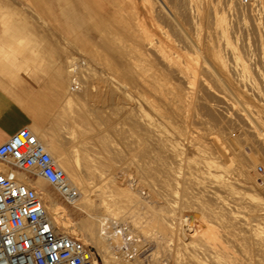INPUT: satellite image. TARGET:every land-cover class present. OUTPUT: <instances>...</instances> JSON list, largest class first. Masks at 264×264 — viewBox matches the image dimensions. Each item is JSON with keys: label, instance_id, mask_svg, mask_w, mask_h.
Wrapping results in <instances>:
<instances>
[{"label": "rangeland", "instance_id": "374dc122", "mask_svg": "<svg viewBox=\"0 0 264 264\" xmlns=\"http://www.w3.org/2000/svg\"><path fill=\"white\" fill-rule=\"evenodd\" d=\"M178 1H179L180 5H179ZM209 1H211L210 3L212 5V7L215 8V11L213 12L212 8H208V11H206V21L201 20L199 23H196V26L194 27V29H193V27L190 28L189 23L186 22V18H184V26H185V28H187V30L184 28L186 32L183 31V33H182V31L181 32L178 30L176 31L174 26L170 23L167 12L164 11L165 9L163 7V4H164L168 8L171 7V8H169L170 10L174 9L177 11H180V10L182 11V9H183L182 3H184V5L186 3V1H182V0H169V1L168 0H0V30L1 31H8V30L12 31L13 29L14 30L16 29V30H19L20 33L22 34V36H20L19 38L16 39L17 40V43H16L17 48H10L9 53L8 52L4 53V57H2V60H3V62L7 63L9 60V55L15 56V57H11V62L17 63L20 60L21 61L26 60L31 55H34V54L39 55L38 54V47H39V49L43 52L42 59L45 60L46 63L50 67H52L60 76H62L66 80L68 85L70 84V86H71L73 83L79 85V86H77V89H75L73 91L69 90V92L65 95L61 104L45 110L43 118L41 119V122L39 123V125L41 127H44L43 129H46L49 132L50 128H47V127L52 126L54 128V129H52V131L53 132L56 131V133L58 135H65L66 134L68 137V139H65V142H67V144H68L66 146L67 147L66 149L71 153L73 151L74 152L77 151V154H79L80 156L85 154L84 152L82 154V151L80 149L81 148L85 149L86 147L83 148L84 146H80L77 143H78V141L79 142H82V141L87 142L88 141L89 146L88 145H86V146H87V149L90 150L89 154L93 153L92 155L95 154L94 155L95 157H102L101 152H103L105 154V152L103 150L104 147L102 146L103 143L100 140L99 141L97 140L94 143L92 141L84 139L87 134H90V132L86 131L87 125L85 124V121L82 118L84 117L85 120L87 119L88 121L93 122V124H94V126H96V128L93 129L94 131H91L92 134L98 133L99 136L103 135V137H101V138H104V139L107 138L106 139V143L108 142L107 151H108V153H110L111 156H113V157L115 156L114 157L115 158L114 166H116L115 168H117L115 170L116 176L119 177L121 175L122 176L124 175V177H127V178L129 177L128 179L132 180L133 182L135 181L136 188L138 191H140L139 194L141 195V197L146 198L148 196V190H147L146 186H144V184L145 183L150 184V185L152 184L151 186L153 188L157 189L160 193V195H158L159 197H157L158 202L164 198L163 199L164 202L168 201L166 203H169V202H170V204L172 203L171 205H174L173 207L175 208V211L178 213L177 214V216H179L178 218L185 220V218L187 219L191 216L194 217L195 224L193 226V230H195L196 233H198V234L202 231V226H201L202 222H201V216H200L199 212H200V210H202L207 214L208 219L212 222L211 224H212L213 228L221 233V235L220 234L219 235H220V239L222 240V244L225 243V244H223V246H225V248L227 249L226 250L227 254L228 253L230 254V255L228 254L229 256L227 255V256H223L221 258L219 257L220 259L217 258L218 261L221 262V264H234V263L235 264H243V263L244 264H257V263L260 264L261 262H262L261 264H264V255H262V254H264V250H261V253H260V250H256V248H252L250 246L249 247L245 246L243 241H241L242 237L244 235L243 231L240 232L239 228H237V227H234V228L230 227L228 229L227 228L223 229L224 226L222 228L219 227L220 224L222 226V223H224V222L227 223L229 221V219H230L229 217L231 215L238 214L240 217L244 218V216H247L250 212L256 211V210L258 211L259 207L261 208L260 205L264 204V191H262V189H264V160H262V159H264V155H262V154H264V151H262L264 149H262V148H264V147H262V145L257 142V140H256L257 138H255V135L251 136L250 133L247 131L249 128L248 124L246 123V125H245V122H242V119L237 114L232 112L233 111L232 109L225 107V105L223 104L224 100L229 102V104H233V101L230 99L228 92L224 90V88H223L224 86L221 85L220 82L215 80L214 77L211 75V73H207V72L206 73H204V72L199 73L198 79L201 80V82H204V84H206L210 90L209 91L204 90L205 92L200 90L201 92L199 91V95L196 94L195 98L196 97L197 98L196 99L194 98L195 105L197 106V104H200L201 102L202 103H201V105H198L199 107L198 106L196 107L194 105L196 110H195V113H193V114H196V115H195V117L193 115L192 116L193 119L192 118L191 119L193 121L194 118H197L198 115H200L202 118L200 116H198L200 118L195 119L193 121L194 122L193 126H192L193 123H192L191 119H190L191 122L188 120V122L185 125L186 130L181 135L178 134L177 130H176V126H178L179 124L171 125V126H168V125H158L157 126L155 133L156 134L158 133L157 135H160L163 139H165L163 142L165 145H166V142L169 143V144H167V147H169V146L174 147L173 149L175 150V156L177 157V158L176 157L172 158L173 161H172V159L166 158V159H168L166 165L169 164L167 167L170 168L171 173L173 174L174 171L175 172L178 171L177 173L179 174V176L177 173H176V175L174 174L175 177L171 181L167 182L168 183L167 184L164 181V178H163L164 175L160 174L161 172L156 173V176H155V174H152L150 176L144 175V177H142L143 174H138V172H137V161H136L137 159L135 157L134 151H135V146H136V135L140 131H139L135 122L143 119L140 117H146V118L152 117L151 111L148 110L147 108H145L140 102V100H142L141 94L143 92L142 85L139 83H136L132 86H125V85L121 84L120 82H118V80L115 78L116 75L114 73H110L112 71L109 70V69H111L110 68L111 64L113 65L115 61H118V58L114 54V51H112L106 47V44L104 42V38H111L114 35V37L111 38L112 43H114V44L124 43L125 42L124 40H121V41L117 40V37L119 38V36L116 35L115 29L121 23H125V24H132L133 30L134 29L135 30L136 29H140V30L146 29V31L148 30L147 33L149 36H151V39L153 41L154 40L156 41L159 37H160L159 39L166 40L167 39L166 37H168V40L169 41L171 40L170 42H174V43L177 42L176 45H178L179 42L182 40L184 43L183 44L184 45L183 46L184 52H186L192 56H195L194 52H196L197 57H199L200 59H204L205 56L207 55V52H205V48H203V49L201 48L199 51H198V49H193V47L190 44H188L189 42H187V39L184 37H187V38L192 37V39L195 38V40L197 38L198 40L201 41L202 44H204L203 47L210 46V47L214 48L215 51H218L219 53L221 52L220 55L223 57V60L227 63L228 66L232 60L231 56H230V54H231L230 52L237 53L240 56L241 60H243L245 63H248V64L250 63L249 65L246 64V66L248 67L247 68L248 75L250 76V79L251 78H252L251 80L254 79L253 81L255 82L257 79V76L252 77V75H256L257 69H259V67L257 65L259 63H257L258 60L256 61V59L259 58V55H260L259 53L262 52V50H264V41H261V40H264V28H261V27H264V13H262L261 8H260V6H264V4L260 5L258 2L252 3L251 2L252 0H248L249 5L248 4L243 5L241 3V0H232V2H230V0L229 1L228 0H225V1L224 0L223 1L222 0H214L215 3L213 0H209ZM156 2H157V4H156ZM227 2H229L230 4ZM111 3H114V5ZM234 3H237L238 5H236ZM257 3L259 4L258 6H257ZM261 3H264V1H262ZM159 4H161V5H159ZM252 4H254V5L252 6ZM154 5H156L157 8ZM237 6H239V7L241 6V7L239 8ZM153 7L156 8V10H154ZM242 7H244L245 9ZM101 9H104V12H102V13H105L104 14L105 15L104 16V18H105L104 22L102 20H100L101 19L100 15H102V14H99L100 13L99 11H101ZM253 9H256V11L257 10L258 11L257 12L255 10L253 11ZM262 10H264V9H262ZM155 11L157 13H159L160 15L162 12V15L159 17L155 16V13H156ZM210 11H211V13H208ZM215 12H216L217 20H215ZM217 12L219 13V15L217 14ZM66 13L68 15H71L72 13H78L79 17H81V15L83 14L85 16H90V19L86 17L84 20L80 21L81 24H79V23L75 24L74 29L67 30L66 29L67 27L65 26V21L68 18V15ZM207 13L210 15H208ZM256 14H257V16H256ZM156 15H158V14H156ZM208 16H209V18H208ZM211 17H213V18H211ZM221 17L223 18L222 21H224L222 23L226 24L225 30L221 29L219 26L218 18H221ZM99 20H100V24L98 25L99 31H97L95 23H97ZM248 20H249V22H248ZM165 22L168 25H166ZM215 22H217V23H215ZM257 22L259 23V26H258ZM210 24H212V25H210ZM233 24H235V25H233ZM83 25H89V26L92 25L90 34L82 28ZM197 25H198V27H197ZM238 25H239V27H238ZM187 26H189V28ZM227 26H231L229 28L230 30L228 29ZM167 28H169V29H167ZM196 29H197V31H196ZM258 29H261L262 32H260V30H258ZM108 30L110 33H107ZM237 30H238L239 34L236 32ZM185 33H187V34H185ZM256 33H258V34H256ZM111 34H113V35H111ZM235 34L237 36H235ZM181 35H182V37H181ZM241 35H243V36L241 37ZM239 36L241 37V39ZM178 37H179V39H178ZM114 38H116V39H114ZM242 38H243V40H242ZM259 38H261L260 41L258 40ZM177 39L180 41H178ZM175 40H176V42H175ZM113 41H115V42H113ZM261 42H262V44H261ZM48 44H51V46H53L54 48L57 49V52L55 54H54V52L51 51V49H50V51L47 50ZM247 44H249V45H247ZM215 45H216V47H215ZM239 46L240 47L242 46L241 50L239 49ZM31 47H32V49H31ZM225 48H228V49H225ZM259 49H260V52L258 51ZM242 51H244V52H242ZM240 53H242V54H240ZM254 53H255V55H254ZM107 54L109 55V57H113V58H111L112 59L111 62H110L111 59H109ZM245 54H247V55H245ZM241 55L243 58L241 57ZM250 60H251V62H250ZM81 62H83V64H81ZM108 62H110L111 64H109ZM207 64H208V62H207ZM232 65L233 64H231L230 66H232ZM255 65H256V68H255ZM77 66H79V67H77ZM259 66L261 68L260 64H259ZM73 67H74L73 71H69V69L71 70V68H73ZM250 67H252L253 73H252L251 69H249ZM75 68H77V69H75ZM255 69H256V71H255ZM75 70H79V71H75ZM84 71H87V72H84ZM232 71H230L231 73L228 72L227 79H229V82L233 83L235 81V83H237V79H238L237 77L238 76H236V74L239 75V72L233 71V72H235V74H233L235 76H233ZM250 73H252V75ZM104 82H105V85H104ZM103 85L105 87L112 86L114 88H117L118 92L120 94L122 93L123 95L128 97L129 102L128 103L116 102V100H114L113 103L109 102V104H108L106 102L108 100H105V98L104 99L100 98L98 100H94V102H91V100L88 99L86 96V90L87 91H94L98 88L99 89L102 88V90H105L106 88L103 87ZM217 87H219V88L221 87L220 90H218ZM74 91H75V93H74ZM219 91H221V92L219 93ZM205 94H207V95H205ZM208 95L210 97H206ZM67 100H69L70 103H67ZM203 101H204V104H203ZM210 101H211V103H210ZM205 102H206V104H205ZM93 103L97 105V106L95 105L97 110L93 108V111H91L92 109H90V107ZM103 103H105L107 106L104 105ZM200 106H202L201 109H199ZM123 108L124 109L127 108V112H121L120 109H123ZM209 108H211L213 110V114H214L213 117L211 115L212 113L210 111L209 112L207 111ZM215 108L216 109L219 108V109L216 110ZM83 110L85 111V113L83 112ZM134 110L137 113V115L134 112ZM200 110H201V112H200ZM214 110H216L215 111L216 117H214L215 116ZM88 111L89 112L91 111V112L88 113ZM97 111H99L100 117H99V115H97L98 114ZM197 111H199L200 114H198ZM82 112L84 113L83 117H82V115L81 116L79 115V113L83 114ZM233 113L235 116L233 115ZM203 116H204V118H203ZM135 117L137 118V120H135ZM97 119H99V122ZM203 119H204V121H202ZM236 121H239V122H236ZM208 122L211 125H209ZM233 124H235L236 126ZM135 125H136L137 129L135 128ZM219 127L222 129H220ZM194 128H196V129H194ZM208 128H210V129H208ZM195 130H197V131H195ZM202 130H203V133L200 132ZM217 130H218V133H217L218 135L216 134ZM243 130L245 132V135L243 133ZM193 131H195L197 134ZM206 131L210 132V134H211L210 136H216V137L221 135V134L223 135L224 133H226V137H227V135H230L231 137H233L236 140V142L239 144V149H240L238 151L244 152V154H242V152L240 153V154H242L241 157L244 159V161L242 162L243 170H242V168H241V170L240 169L237 170L236 168H228L225 170V171L228 170L227 171L228 173L225 172L224 169H223V171L222 170H216V172L212 170V175L216 176V179L213 176L211 177L210 180H207V181L203 178L206 175L205 173L207 170L203 164V162L205 160H203V158L199 154L196 155V152H197L196 149L197 148L203 150V152L205 151L206 155H204V156L208 159L209 158L210 159L216 158V156L218 155L217 158L218 159L221 158V159L216 160V161L222 162L224 160V159H222L223 157L222 156L220 157L219 154H217L216 156H212V155H215L216 153L214 154V152H213V148L210 145L211 143L208 140V138L210 136H208V134H206L207 133ZM213 131L215 132V134H213L214 133ZM254 131L256 133H258V131H259L260 132V133H258L259 137L264 138V131H260V130L257 131V129H254ZM191 132H193V133H191ZM32 133H33V135L37 134L36 131H32ZM242 133H243V138H242ZM198 134L201 138L206 137L207 140H206V138H205V141L203 139L200 140V137L197 136ZM222 135L220 136L221 137L220 141L223 142L224 146L228 150L230 149V151H228V152L230 153L232 150V152L234 154H236L237 150H234L233 147L231 145H229L228 142L225 144L224 140H226V137L224 135L223 136ZM179 137H180V139H179ZM222 137H224L223 138L224 140L222 139ZM187 139H188V141H187ZM189 140L191 142L192 141L193 142L191 143V142H189ZM90 143H92V144L90 145ZM227 144L231 148L226 146ZM213 145H214V147H216V149L219 150V148H218L219 146L217 144L214 143ZM253 145H254V147H253ZM190 147L192 149H190ZM127 153L129 155H127ZM161 153L162 154H160V155L168 156L167 155L168 151H166L167 154H165L164 151ZM121 154H122V156H121ZM253 154H254V156H253ZM108 155L109 154H107V156ZM258 155L259 156L261 155V157H259ZM257 157H259V159ZM252 160L254 162L255 161L256 162L254 163ZM257 160L258 161L260 160L259 163ZM173 162H176V163H173ZM244 162H246V163H244ZM190 165L193 167V168H191L192 170L191 169L189 170V168L191 167ZM188 166H189V168H188ZM246 166H247V168H246ZM257 167H261L262 171L260 173L256 172ZM135 169H136V171H135ZM126 170H127V172H126ZM119 171L123 174H121ZM196 171H197V173H196ZM240 171L242 172V174H240ZM136 172H137V174H136ZM213 172H215V173H213ZM190 175L192 177L191 179L189 178ZM224 177H225V180H224ZM188 178L190 180H188ZM198 178H200V179H198ZM195 179H196V181H194ZM250 179H251V181H250ZM183 180H185V182ZM173 181H175V182H173ZM41 182L45 186L46 190L48 192H50L54 201L56 203H58V205L60 206V208H61L60 210L62 211V214H65L66 216H68L69 219L73 222H77V221L79 222V221L84 220L86 218V215L84 213H82L79 210H77L73 207H70V206L66 205L64 202H62L59 199L57 193L55 192V190L53 189V187L51 185H49L48 183H46L43 180ZM190 182L192 184H190ZM194 182H195V184H194ZM186 183H187L188 188L185 185ZM197 185H198V188H197ZM194 186H196V187H194ZM205 186H207V187H205ZM182 189H183V191H182ZM218 189H219V191H218ZM185 190H187V191H185ZM190 190H191L192 194H191ZM161 191L163 193H161ZM253 193H254V195H253ZM162 195H163V197H162ZM202 195L205 198H203ZM183 196H184V199H183ZM160 198H162V199H160ZM199 198L201 201L199 200ZM209 198H211V199H209ZM224 198L226 200H224ZM215 199H216V201H215ZM169 200H171V201H169ZM242 200H244V201H242ZM249 200L253 201L254 204L256 203L259 205V202H261V204L257 207L252 206V208H251L250 204H247V202H246ZM163 201H161L160 203H163ZM206 201H208V202H206ZM213 201H215L217 204L215 202L213 204ZM182 202L185 204V206H184V204H182ZM209 202H211V204ZM203 203L206 205V207ZM208 203H209V205H208ZM236 203H238V204H236ZM229 204H230V206H229L230 208L227 207ZM179 205H181V207L183 209ZM213 205H214V207H213ZM234 205H236V206H234ZM191 206H192V208H191ZM219 206L221 207V209L222 208L223 209L219 210V208H220ZM262 207H264V206H262ZM176 208H179V209L177 210ZM236 208H237V210H236ZM246 209H249V210H247V213H245ZM213 210H215V212ZM250 210H252V211H250ZM225 211L227 214L225 213ZM239 211H240V213L242 212L241 213L242 215L239 213ZM145 230L147 233L146 236H148L149 239L147 238L146 245L144 244V246H142L140 248V252L141 253L143 252L142 253L143 256L140 257V260H143L142 261L143 264H146V262H147V264H175V262H178L176 264H183V263L184 264H197L196 260L193 259L192 257L190 258V256L188 255V252H190V251L186 250L184 246H180V245L175 246L179 250L177 251L176 255L174 256L175 262H173V258H172L173 256L171 257L167 251L165 252L163 250V246H165L167 244L166 243L165 244L164 243L163 244H157L156 241L152 240L153 236L151 237V235H153V234L155 236L159 235L157 230L153 229L149 226L147 228H145L144 231ZM59 231L64 232L63 228H61V227H59ZM230 231H231V233H230ZM232 231H233L235 236L233 235ZM226 234H228V235H226ZM69 235L78 238L84 245L91 247L96 254L98 264H103V263H101L102 262L101 258L98 256L95 249L92 246L84 243L81 240L80 234L70 232ZM173 237L174 236H172L170 239L173 240L174 239ZM228 238H229V240H228ZM232 239H233L234 243H233ZM237 239L239 240V242L237 241ZM178 242H174V241L172 242L171 241L170 242L171 246L168 249H170L172 247V245H175ZM236 246H238V247H236ZM196 247H198V246H196ZM155 249L157 250L156 255L151 256V253L154 252ZM170 250H174V249L171 248ZM198 250H200V248L199 249L195 248V251H194L197 258L201 257V258L206 259L207 262L205 261L206 262L205 264H207L208 262H209L208 264H215V262H211V260L209 258H206L207 257L206 255L203 256L201 251H198ZM234 250H237V251H234ZM197 251H198V253H197ZM252 255H254L255 257ZM257 255H258V257H257ZM211 256H213V255H211ZM145 257H147L146 261L144 260ZM247 257L250 259H248ZM222 258H223V260H222ZM244 259H246V260H244ZM190 261H191V263H190ZM193 261H194V263H193ZM213 261H216V264H220L217 260H213ZM157 262H160V263H157Z\"/></svg>", "mask_w": 264, "mask_h": 264}, {"label": "bare ground", "instance_id": "6f19581e", "mask_svg": "<svg viewBox=\"0 0 264 264\" xmlns=\"http://www.w3.org/2000/svg\"><path fill=\"white\" fill-rule=\"evenodd\" d=\"M182 1H186V3L184 5V3L181 2L183 4L182 5L183 9H182V11L180 10L181 12L174 10L173 8H172L173 10H170L169 8H171V7L168 8V7H166V5H164L162 3L163 7L165 9L164 11L167 12L170 23L174 26L176 31L177 30L180 32L182 31V33H183V31H185V29L187 30V28H185V26H184V18H186V22L189 23L190 28L193 27V29H194V27L196 26V23H199L201 20L206 21V11H208V8H212L213 12L215 11V8L212 7V5L210 3L211 1H209V0H182ZM262 1H264V0H252L251 2L252 3L258 2L261 5V4H264V3H261ZM230 2H232V0H230ZM178 3H179V1H178ZM214 3H215V1H214ZM227 3H229V2H227ZM258 3H257V6L259 5ZM111 4L114 5V3H111ZM156 4H157V2H156ZM234 4L238 5L237 3H234ZM159 5H161V4H159ZM179 5H180V3H179ZM253 5L254 4H252V6ZM154 6H156V5H154ZM237 7H239V6H237ZM156 8H157V6H156ZM156 8H154V10H156ZM242 8H244V7H242ZM260 8H261L262 13H264V10H262V9H264V6H260ZM254 10L256 11V9H253V11ZM208 13H211V11ZM156 14H158V15H156ZM217 14L219 15L218 12H217ZM161 15H162V12H161ZM161 15L157 12L155 13V16H157V17H159ZM208 15H210V14H208ZM256 16H257V14H256ZM213 17H211V18H213ZM208 18H209V16H208ZM222 19H223L222 17L218 18L219 26L221 29L225 30L226 24L222 23V22H224V21H222ZM100 20H102L104 22L105 21L104 16H101ZM100 20L95 25L97 28V31H99L98 25L100 24ZM215 20H217L216 12H215ZM248 22H249V20H248ZM215 23H217V22H215ZM166 25H168V24L166 23ZM198 25H197V27H198ZM210 25H212V24H210ZM233 25H235V24H233ZM231 26H227L228 29ZM258 26H259V23H258ZM187 27L189 28V26H187ZM238 27H239V25H238ZM261 28H264V27H261ZM167 29H169V28H167ZM258 30H260V32H262L261 29H258ZM147 31H146V29L145 30H140V29H136V30L134 29L133 30L132 24L121 23L115 29L116 35L119 36V38L116 35L115 36L117 37L118 41L124 40L126 43L125 42L121 43V44L112 43L111 38L114 37L113 34H111V35H113V37H111V38H104V42L106 44V47L109 48L110 50L114 51V54L118 58V61H115L114 64L112 65L110 62L112 61L111 58H113V57H109V55L107 54L109 59H111L110 62H108L109 64H111V66H110L111 69H109V70H111L112 72H110V73H114L116 75L115 78L118 80V82H120L121 84H123L125 86H132L136 83L141 84L143 92L141 94L142 100H140V102L145 108L150 110L151 114H152L151 118L140 117L143 119L135 122L139 131H140L136 135V146H135V151H134L135 157L137 159L136 161H137V172H138V174H143V176L141 175L142 177H144V175L150 176L152 174H155V176H156V173L161 172L160 174L164 175V177L163 176L162 177L164 178V181L166 183L171 181L175 177L174 174L176 175V173L178 171L176 170L177 172H175L173 170L175 173L173 172V174H172L170 171V168L167 167L169 164L166 165L168 159H172V158L176 157L175 156V150L173 149L174 147H171V146L167 147V144H169V143L166 142V145L163 143L165 139H163L160 135H157L158 133L157 134L155 133L156 128L158 125L171 126V125L179 124L178 126H176L177 133L180 135L184 133V131L186 130V127H185L186 123L188 122V120L190 121V119L192 118L193 115H194V117L196 115V114H193V113H195V110H196V108L194 107V105H195L194 98H195L196 94L199 95L200 90H202V91H204V90L209 91L210 90L209 87L206 84H204V82H201V80L198 79L199 73H202V72L211 73V75L214 77V79L217 80L218 82H220L221 85L224 86V87L223 86L222 87L224 88L225 91L228 92L230 99L233 101V104H229V102H227L226 100L223 99L224 97L222 98L224 100L223 104L225 105V107L232 109L233 110L232 112L237 114L242 119V122H245V125H246V123L248 124L249 128L247 131L250 133L251 136L255 135V138H257L256 139L257 142L259 144H261L262 147H264V138H260L259 134H258V133H260L258 130L264 131V50H262V52H260V49L258 50L260 52L259 53L260 55H259V58L256 59V61L258 60L257 63H259L261 65V68H260L259 64H257L259 69H257L256 75H252V73H253L252 67L249 68L252 71V73H250L252 75V77L257 76V79L254 77L256 79V81L254 82L253 81L254 79L251 80L252 78L250 79V76L248 75V70H247L248 67L246 66V64H248V63H245L243 60H241L240 56L237 53L230 52L231 53L230 56H231L232 60L229 64V66L231 64H233V65L229 67L227 65V63L223 60V57L220 55L221 52L219 53L218 51H215L214 48H212L210 46L205 45L206 47H203L204 44H202L201 41L198 40L197 38L195 40V38L192 39V37L191 38L184 37L187 39V42H189L188 44H190L193 47V49H198V51H199L201 48L202 49L205 48V52H207V55L205 56L204 59H200L199 57H197L196 52H194L195 56H192V55L184 52V47H183L184 43L182 40L181 41L178 40L179 37L177 39L178 41H180L178 45H176V43H177L176 40H175L176 43L170 42L171 40L169 41L168 37H166L167 38L166 40L159 39L160 38L159 37L156 41L155 40L153 41L151 39V36L148 35ZM196 31H197V29H196ZM236 32L238 33V30ZM107 33H110L109 30L107 31ZM258 33H256V34H258ZM185 34H187V33H185ZM182 35H181V37H182ZM235 36H237V35L235 34ZM242 36L243 35H241V37ZM241 37H240V39H241ZM114 39H116V38H114ZM242 40H243V38H242ZM258 40L260 41L261 38H259ZM261 41H264V40H261ZM113 42H115V41H113ZM261 44H262V42H261ZM247 45H249V44H247ZM215 47H216V45H215ZM241 47L239 46L240 50H241ZM225 49H228V48H225ZM242 52H244V51H242ZM240 54H242V53H240ZM245 55H247V54H245ZM254 55H255V53H254ZM241 57H242V55H241ZM207 62H208V64H207ZM250 62H251V60H250ZM81 64H83V62H81ZM77 67H79V66H77ZM255 68H256V65H255ZM73 69H74V67L71 68V70L69 69V71H73ZM75 69H77V68H75ZM232 70L239 72V75L236 74V76H238L237 77L238 78L237 83H235L234 80H233L234 81L233 83L229 82V79H227L228 72H230ZM75 71H79V70H75ZM233 71H232V75L235 74V72H233ZM255 71H256V69H255ZM84 72H87V71H84ZM233 76H235V75H233ZM104 85H105V82H104ZM104 85H103V87H105ZM105 88H106L105 90H102V88H100V89L98 88L94 91H87L86 90V96L88 99L91 100V102H94V100H98L100 98H103V99L105 98V100H108V101H106L108 104H109V102L113 103L114 100H116V102H124V103L129 102L128 97L123 95L122 93L120 94L118 92L117 88H114L112 86H108ZM220 88L217 87L218 90H220ZM70 91H73V90H70ZM220 92L221 91H219V93ZM74 93H75V91H74ZM205 95H207V94H205ZM206 97H210V96L208 95ZM204 101H203V104H204ZM67 103H70V101L67 100ZM105 103H103V104L106 105L107 103L106 104ZM201 103L197 104V106L201 105ZM210 103H211V101H210ZM93 104L90 107V109H92L91 111H93V108L96 109V106H97L96 104H94V105ZM205 104H206V102H205ZM201 107L202 106H200L199 109H201ZM218 109H216V110H218ZM120 110H121V112H127V108L126 109L123 108ZM216 110H214V113ZM207 111L208 112L210 111L212 113V114L211 113L210 114L213 117V115H214L213 110L211 108H209ZM83 112L85 113L84 110H83ZM90 112L88 111V113H90ZM97 112H98L97 115H99V111H97ZM134 112H135V110H134ZM197 112H198V114H200L199 111H197ZM200 112H201V110H200ZM84 113L83 114L79 113V115L80 116L82 115V117H83ZM234 113H233V115H234ZM136 115H137V113H136ZM198 116H200V115H198ZM198 116H197V118H194V120L201 117V116L200 117H198ZM99 117H100V115H99ZM136 117H135V120H137ZM214 117H216V113H215ZM203 118H204V116H203ZM82 119H84L85 124L87 125L86 131L90 132V134H87L84 139L92 141L94 143L97 140L98 141L100 140L103 143L102 146L104 147L103 150L105 152V154L103 152H101L102 157H95L94 156L95 154L92 155L93 153L89 154L90 150H88L87 146H86L89 144L88 141L87 142H84V141L79 142L78 141V143H77L80 146H84L83 148L86 147L85 149H82V148L80 149L82 151V154H83V152L85 153L82 156L77 154V151L76 152L73 151L72 153L69 152L66 149L67 148L66 146L68 144H67V142H65V139H68L67 135L66 134L65 135H58L56 133V131H54V132L52 131V129H54L52 126L47 127V128H50L49 132L46 129H38V130H32V131L37 132V134L34 136L44 146L45 150L52 157L55 164L60 169L63 170L67 183L72 188L77 190V192L79 194V198H78L77 202L72 207L79 210L80 212H82L86 215V218L84 220H81L79 222L78 221L73 222L69 219L68 216H66L65 214H62V211L60 210L61 209L60 206L58 205V203H56L54 201L50 192H48L46 190L45 186L41 182L42 181L41 179H37L32 184L30 182V180L25 175L17 174V176H16V180L18 183L35 189L36 192L40 195L45 213H46L49 221L51 222V224L55 228H57L58 232H61V231H59V227H61L64 230V232H62V233L66 234V235H69L70 232L80 234L81 240L84 243L92 246L95 249L96 253L101 258V261H102L101 263H103V264H143V262H142L143 260H140V257L143 256V254H142L143 252L140 255H136L134 257L129 258L128 255L125 254L126 252H119L118 253L117 251H118V249H120L122 247L136 248L138 251H140V248L142 246H144V244L146 245V242H147L148 236H146L147 233H146V230L144 231V229L147 228L148 226L153 228V229H156L158 234H159L158 236H155L154 234L151 235V237L153 236L152 240L156 241L157 244H163V243L167 244V245L163 246V250L165 252L167 251L171 257L173 256L172 257L173 262H175L174 256L176 255L177 251L179 250L175 246H178V245L184 246L186 250L190 251V252L187 251L188 255L190 256V258L192 257L193 259H195L197 264H205L207 261H206V259L201 258L199 256H198L199 258L196 257V254L194 253L195 248L196 249L200 248V250H198V251H201L203 256L206 255L207 256L206 258H209L211 260V262H215V264H216V261H213V260L218 261V259H220L221 257L227 256L229 254V253L227 254V251H226L227 249L225 248V246H223V244H225V243L222 244V240L220 239L221 233L213 228V226L211 224L212 222L208 219V216L204 211L200 210V212H199V214L201 216V222H202V225H201L202 231L198 234V233H196L195 230H193V226L195 224L194 217L191 216L187 219L185 218V220L178 218L179 217V216H177L178 213L175 211V208L173 207L174 205H171L172 203L171 204H170V202L166 203L168 201L164 202L163 201L164 198L163 199L160 198V199H162L161 201H163V203H160L161 201L158 202L157 197H159L158 195H160V193L157 189H155L151 186L152 184L151 185L146 184V183L144 184V186H146V188L148 190V196L146 198H144V197H141V195L139 194L140 191L137 190L135 181L133 182L132 180L128 179L129 177L128 178L124 177V175L123 176L121 175L119 177L116 176L115 170L117 168H115L116 166H114V164H115V158L114 157L115 156L114 157L111 156L110 153H108V151H107V145H108V142L106 143L107 138L106 139L101 138V137H103V135L100 134L101 136H99L98 133L92 134L91 131H94L93 129L96 128V126H94L93 122L88 121L87 119L85 120L84 117ZM99 119H97L98 122H99ZM192 119H191V121H192ZM193 121H192V123H193L192 126L194 125ZM202 121H204V119ZM239 121H236V122H239ZM136 125H135V128L137 129ZM209 125H211V124L209 123ZM233 125H235V124H233ZM196 128H194V129H196ZM208 129H210V128H208ZM220 129H222V128H220ZM254 129H257L258 133H256L254 131ZM32 131H31V133H32ZM195 131H197V130H195ZM195 131H193V132H195ZM193 132H191V133H193ZM200 132L203 133V130ZM217 133H218V130H217L216 134ZM243 133L245 135L244 130H243ZM243 133H242V138H243ZM206 134H208V136L211 135L209 131ZM213 134H215V132ZM221 135L217 136L219 139L216 136H210L208 138V140L211 143L210 145L213 148L214 154L216 153L215 155H212V156H216L217 154H219L220 157L222 156L223 157L222 159H224L222 162L216 161V160L221 159V158L220 159L217 158L218 155L216 156L217 159L216 158H213V159L209 158L208 159L204 156V155H206L205 151L203 152V150H201L199 148L196 149V151H197L196 155L199 154L203 158V160H205L203 162V164H204L207 171H206V173L204 172L206 174L205 175L206 177L204 176L203 178L206 181L210 180L211 177L213 176L212 170L215 172H216V170H222L223 171V169L225 171L228 168H236L237 170L238 169L241 170V168H242V170H243L242 162L244 161V159L241 157V155L244 154V152L241 151L242 154H240L241 152L238 151V150H240L239 144L230 135H227V137H226V133L223 134L226 137V140H224L223 139L224 137H222V139L225 141V144L228 142L229 145H231L234 150H237L236 154H234L232 152V150H231V152H230L231 154H230L228 152V151H230V149L228 150L224 146L223 142L220 141ZM197 136H199V134ZM205 138L200 137V140L203 139L205 141ZM179 139H180V137H179ZM206 140H207V138H206ZM187 141H188V139H187ZM189 142H191V141L189 140ZM214 143L219 146L218 147L219 150L216 149V147H214V145H213ZM91 144L92 143H90V145ZM226 146H228V144ZM253 147H254V145H253ZM229 148H231V147H229ZM190 149H192V148L190 147ZM262 149H264V148H262ZM165 150L168 151V154L166 153ZM163 151L168 156L164 155L165 156L164 157L163 155H160V154H162L161 152H163ZM262 151H264V150H262ZM107 154H109V155L107 156ZM254 154H253V156H254ZM127 155H129V154L127 153ZM262 155H264V154H262ZM121 156H122V154H121ZM259 157H261V155ZM259 157H257V158L259 159ZM166 158H168V159H166ZM262 160H264V159H262ZM172 161H173V159H172ZM259 161H258V163H259ZM173 163H176V162H173ZM244 163H246V162H244ZM188 168H189V166H188ZM191 168H193V167L191 166L189 168V170ZM246 168H247V166H246ZM3 169H4V166L0 164V170H3ZM135 171H136V169H135ZM227 171H225V172H227ZM126 172H127V170H126ZM137 172H136V174H137ZM215 172H213V173H215ZM196 173H197V171H196ZM121 174H123V173H121ZM240 174H242L241 171H240ZM178 176H179V174H178ZM213 177H215V179H216V176H213ZM189 178L190 179L192 178L191 175ZM189 178H188V180H190ZM198 179H200V178H198ZM185 180H183V181L185 182ZM224 180H225V177H224ZM194 181H196V179ZM250 181H251V179H250ZM173 182H175V181H173ZM191 182H190V184H192ZM194 184H195V182H194ZM185 185L187 186V183ZM194 187H196V186H194ZM205 187H207V186H205ZM187 188H188V186H187ZM197 188H198V185H197ZM187 190H185V191H187ZM182 191H183V189H182ZM218 191H219V189H218ZM262 191H264V189H262ZM190 192H191V190H190ZM161 193H163V192L161 191ZM191 194H192V192H191ZM253 195H254V193H253ZM162 197H163V195H162ZM202 197H203V195H202ZM203 198H205V197H203ZM183 199H184V196H183ZM209 199H211V198H209ZM199 200H200V198H199ZM224 200H226V199L224 198ZM169 201H171V200H169ZM215 201H216V199H215ZM215 201H213V204ZM242 201H244V200H242ZM206 202H208V201H206ZM246 202H247V204H250L251 208H252V206L257 207L261 204V202H259V205L256 203L254 204V202L250 201V200L246 201ZM209 203L211 204V202H209ZM209 203H208V205H209ZM182 204H184V203L182 202ZM236 204H238V203H236ZM179 206L181 207V205H179ZM184 206H185V204H184ZM229 206H230V204L227 207H229ZM234 206H236V205H234ZM260 206H261V208L259 207L258 211L257 210L256 211L250 210L252 212H250L247 216L243 215L244 218L240 217L238 214L231 215L229 217L230 218L229 221L227 223H225L223 221L224 223H222V226L220 224L219 227L222 228L224 226L223 229H226V228L228 229L230 227L231 228H234V227L239 228L240 232L241 231L244 232L242 240L240 239L241 241H243L244 245L247 247L250 246L252 248H256V250H260V253H261V250H264V207H262V206H264V204H261ZM205 207H206V205H205ZM213 207H214V205H213ZM191 208H192V206H191ZM176 209L178 210L179 208H176ZM220 209H221V207L219 208V210ZM236 210H237V208H236ZM247 210H249V209H246L245 213H247ZM213 211L215 212V210H213ZM225 213H226V211H225ZM239 213H240V211H239ZM230 233H231V231H230ZM232 233H233V231H232ZM226 235H228V234H226ZM233 235H234V233H233ZM128 236H130V237H128ZM172 236H174L173 240L170 239ZM76 239H78V238H76ZM228 240H229V238H228ZM171 241L172 242L173 241L174 242L179 241L175 245H172L171 248L174 250H170L171 248L168 249L171 246V243H170ZM232 241H233V239H232ZM237 241L239 242L238 239H237ZM233 243H234V241H233ZM196 246H198V247H196ZM236 247H238V246H236ZM198 251H197V253H198ZM234 251H237V250H234ZM156 253H157V250L155 249L154 252L151 253V256L156 255ZM211 255H213V256H211ZM262 255H264V254H262ZM252 256H254V255H252ZM257 257H258V255H257ZM146 259H147V257L144 258L145 261H146ZM248 259H250V258H248ZM222 260H223V258H222ZM244 260H246V259H244ZM191 261H190V263H191ZM218 262L221 264L220 261H218ZM157 263H160V262H157ZM176 263H178V262H175V264ZM193 263H194V261H193ZM146 264H147V262H146Z\"/></svg>", "mask_w": 264, "mask_h": 264}, {"label": "built area", "instance_id": "2783aa9c", "mask_svg": "<svg viewBox=\"0 0 264 264\" xmlns=\"http://www.w3.org/2000/svg\"><path fill=\"white\" fill-rule=\"evenodd\" d=\"M77 86L73 83L70 90ZM0 164L4 166L0 170V264H98L91 247L58 232L51 224L36 190L17 182V174L25 175L32 184L41 179L70 207L79 198L63 170L28 128L0 144ZM261 171V167L256 168V172ZM117 252H126L129 258L141 254L128 247Z\"/></svg>", "mask_w": 264, "mask_h": 264}, {"label": "crops", "instance_id": "0c3cea01", "mask_svg": "<svg viewBox=\"0 0 264 264\" xmlns=\"http://www.w3.org/2000/svg\"><path fill=\"white\" fill-rule=\"evenodd\" d=\"M102 12L104 9L100 17L105 16ZM86 17L90 19L83 14L79 17L78 13L68 15L66 29H74L75 24H81ZM91 26L83 25L82 28L90 34ZM20 36L22 34L16 29L0 30V144L22 128L43 129L39 123L45 110L61 104L70 90V84L42 59L39 47V55H31L17 63L11 62V57L15 56L9 55L8 62H3L4 53L17 48L16 39ZM50 49L54 54L57 52L48 44L47 50Z\"/></svg>", "mask_w": 264, "mask_h": 264}]
</instances>
